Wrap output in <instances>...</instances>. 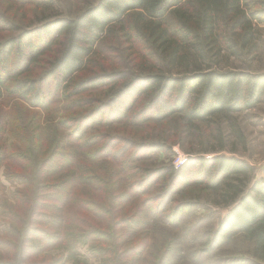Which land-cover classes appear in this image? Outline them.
I'll return each instance as SVG.
<instances>
[{
    "label": "trees",
    "instance_id": "16d2710c",
    "mask_svg": "<svg viewBox=\"0 0 264 264\" xmlns=\"http://www.w3.org/2000/svg\"><path fill=\"white\" fill-rule=\"evenodd\" d=\"M0 3L18 6L23 19L47 6ZM261 26L264 0H96L77 17L32 26L0 13V173L15 188L1 206L9 225L0 264H89L79 259L82 246L98 264H146L141 242L127 241L152 221L177 226L201 208L176 198L192 186L228 210L197 256L251 232L264 262V167L255 178L235 156L199 158L187 173L142 168L137 158L172 153L169 135L178 144L193 137L206 153L228 150L231 138V152L237 142L246 148L234 115L264 103V71L232 61L259 57ZM137 103L148 107L141 119L149 113L179 127L140 142L96 130L115 110L135 118L128 114ZM168 254L149 263L166 264Z\"/></svg>",
    "mask_w": 264,
    "mask_h": 264
},
{
    "label": "rangeland",
    "instance_id": "374dc122",
    "mask_svg": "<svg viewBox=\"0 0 264 264\" xmlns=\"http://www.w3.org/2000/svg\"><path fill=\"white\" fill-rule=\"evenodd\" d=\"M37 3L47 4L46 7H30V11H26L28 18L21 17V12L17 11L16 5L12 8L7 4L0 3V13L3 12L8 17H13V20L23 26H29L37 23L38 19L50 18L54 16L77 17L86 7L92 5L96 0H34ZM15 18V19H14ZM232 66L240 69H252L253 72L264 71V47L259 57L255 58L251 63L242 61H232ZM129 116L137 113L135 118L131 120L124 118L123 115H118L115 111L108 121L99 126L96 130L99 133L109 132L117 136L118 140L124 138V141L132 139L136 142L142 141V138H150L153 134H163L169 127L175 130L179 127V121L176 123L168 122L167 119L156 122V119H150V114H146L145 120L138 115L141 111L146 112L148 109L145 104H135L131 106ZM134 108V109H133ZM140 109V110H139ZM158 116H162L161 114ZM235 121L241 126L246 135V148L237 142V151L231 152V144L234 139H229L228 150L222 152H203L200 146L193 138H187L182 144L174 143V138L169 135L170 141L167 143L171 147L172 153H161L152 156L151 153L144 151L138 155V164L142 168H159L163 166H172L178 172L196 171L199 158L212 159L217 155L235 156L247 161L256 169L255 178L263 176L262 169L264 167V103L259 104L256 108L234 115ZM141 120V121H140ZM147 120V121H146ZM137 122V123H136ZM227 127V125H225ZM153 131V133H152ZM152 133V134H151ZM129 138V139H128ZM7 143L10 145L12 139L6 137ZM216 143L211 142V146ZM128 147V146H126ZM131 153V151H129ZM212 178L209 176V180ZM15 188L7 182L0 173V236L3 234L5 227L9 225V220L1 213V206L4 201L11 202V196ZM178 202H196L201 208L194 209L185 217L177 226L169 225L168 223L152 221L148 229H143L137 235L127 241L126 247L141 242L143 248L144 262L147 264L152 262L155 255L164 252L168 248V258L166 264H196L193 260L202 261L203 264H233L240 262L239 259H246L249 263L240 264H264L263 261H257L259 252H256V242L253 239L251 232L239 233L232 237L229 241L223 243L215 251L198 257L199 250L205 249L207 239L212 235L218 227L220 220L227 214L228 210L225 207L215 206L218 202V197L202 186H192L185 189L177 195ZM79 259L88 262L89 264H98L97 258L93 257L89 251V246L79 248ZM196 252L194 256H191ZM202 252V251H201ZM203 254H206L202 252ZM150 264V263H149ZM199 264V263H198Z\"/></svg>",
    "mask_w": 264,
    "mask_h": 264
},
{
    "label": "crops",
    "instance_id": "0c3cea01",
    "mask_svg": "<svg viewBox=\"0 0 264 264\" xmlns=\"http://www.w3.org/2000/svg\"><path fill=\"white\" fill-rule=\"evenodd\" d=\"M264 29V26H261Z\"/></svg>",
    "mask_w": 264,
    "mask_h": 264
}]
</instances>
